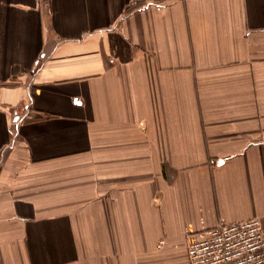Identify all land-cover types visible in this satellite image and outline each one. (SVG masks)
Returning <instances> with one entry per match:
<instances>
[{"label": "crops", "instance_id": "obj_1", "mask_svg": "<svg viewBox=\"0 0 264 264\" xmlns=\"http://www.w3.org/2000/svg\"><path fill=\"white\" fill-rule=\"evenodd\" d=\"M264 234V0H0V264H188Z\"/></svg>", "mask_w": 264, "mask_h": 264}, {"label": "built area", "instance_id": "obj_2", "mask_svg": "<svg viewBox=\"0 0 264 264\" xmlns=\"http://www.w3.org/2000/svg\"><path fill=\"white\" fill-rule=\"evenodd\" d=\"M188 264H264V234L259 219L219 222L205 238L186 247Z\"/></svg>", "mask_w": 264, "mask_h": 264}]
</instances>
